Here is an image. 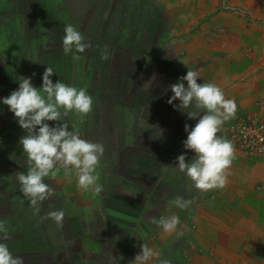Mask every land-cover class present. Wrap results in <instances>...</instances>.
I'll list each match as a JSON object with an SVG mask.
<instances>
[{
  "label": "rangeland",
  "instance_id": "1",
  "mask_svg": "<svg viewBox=\"0 0 264 264\" xmlns=\"http://www.w3.org/2000/svg\"><path fill=\"white\" fill-rule=\"evenodd\" d=\"M0 5V49H11L0 50V97L18 88L20 76L31 77L39 88L36 73L54 67L60 80L86 88L94 98L87 116L69 113L64 120L82 138L105 147L97 169L104 190L93 201L90 191L74 184L73 176L45 177L55 194L41 203L38 218L22 217L28 213L0 218L9 233L29 229L13 241L24 251L19 254L24 264H129L143 243L163 253L158 236H151L158 232L150 219L173 214L188 218L195 211L192 204L180 210L169 201L181 195L193 203L212 193L201 194L183 174L167 168L178 152L186 153V160L193 156L182 142L185 124L190 129L196 121L174 107L178 100L164 102L172 96L170 86L188 69L198 72L197 83H215L226 98L236 101L235 118L223 124L218 135L233 142L234 160L242 166L237 173L232 165L227 171L253 187L246 188V196L255 195V203L263 199V206L264 158L239 152L230 127L237 118L264 120V0H0ZM137 22L155 32L148 36ZM67 23L91 45L78 54V61L62 51ZM102 54L108 58L101 59ZM161 87L165 90L160 99L156 92ZM1 108L6 137L0 147V205L4 194L19 197L17 205L25 204L28 200L15 180L16 172L28 166L18 143L25 132L19 133L7 106ZM57 209L65 212L62 225L42 219ZM221 216L229 219L225 209ZM259 219L254 240L227 264H264V213ZM243 241L236 240V247ZM167 242L170 250L176 247L173 236ZM168 259L174 261L172 253Z\"/></svg>",
  "mask_w": 264,
  "mask_h": 264
},
{
  "label": "clouds",
  "instance_id": "2",
  "mask_svg": "<svg viewBox=\"0 0 264 264\" xmlns=\"http://www.w3.org/2000/svg\"><path fill=\"white\" fill-rule=\"evenodd\" d=\"M63 32V53L71 54L73 61L82 59L78 54L84 53L90 43L71 23L64 25ZM107 58L102 54L101 59ZM54 73L52 67H46L39 88L32 84L31 77H17L18 88L7 97H0V105L7 106L25 132L18 143L28 166L26 171L16 172L15 180L34 215L40 213L41 203L55 194V189L45 183L44 178L55 177L61 171L65 175L74 171L77 186L85 192L99 195L104 190L97 171L105 153L104 145L82 138L64 120L69 113L77 117L87 116L93 110L94 98L86 88H78L62 80L53 83L51 77ZM198 78L197 71L188 69L177 83L170 86L172 96L168 103L178 100L174 107L196 123L190 129L185 124L187 136L182 142L183 148L193 153L192 158L186 160V153H182L176 157L174 165L167 168L183 174L190 181L191 188L203 194L223 189L228 183L230 173L227 170L235 158V148L231 140L218 133L223 124L235 118L237 104L234 99L225 97L220 86L209 82L197 83ZM184 109L188 111H182ZM49 121L58 123L49 125ZM259 150L264 151V148ZM169 204L187 210L192 200L176 195ZM64 217V210L57 209L47 212L42 219H50L60 226ZM149 223L164 233L183 235L178 230L181 224L178 215L152 217ZM7 239L6 221L0 219V264H24L22 256L12 253ZM154 258L158 264H172L170 259L162 257L146 243L141 244L139 253L129 264H149Z\"/></svg>",
  "mask_w": 264,
  "mask_h": 264
},
{
  "label": "crops",
  "instance_id": "3",
  "mask_svg": "<svg viewBox=\"0 0 264 264\" xmlns=\"http://www.w3.org/2000/svg\"><path fill=\"white\" fill-rule=\"evenodd\" d=\"M44 70L45 69H42V72H44ZM36 75V78H38L37 85L39 83L42 84V74L39 75V73H36ZM60 77L59 73L56 72V74L54 73L52 75L51 79L53 83H55L57 80H60ZM1 111L2 108L0 105V147L5 144L6 137ZM259 118L264 123L262 117ZM49 122H51L49 125L55 124L53 121ZM83 124L84 123L81 125ZM18 129L19 133L23 131L19 126ZM238 164V161L233 160V173H237V169H240L242 166V164ZM229 173L230 175L233 174L231 172ZM230 175L228 176V183L223 189H213L211 195L202 201L194 200L192 208L195 209V211H193L190 216L187 215L188 218H181V224L178 226V230L183 232V235L177 236L174 233L167 234L156 225L154 226L155 233L158 232V234H153V232L150 233L151 236H158L157 241L160 243L163 253L156 249V246L150 243L147 244L160 253L162 257L166 255L168 258L169 253H172L174 259L172 264H227V259L232 255L234 256V253H243L245 251L244 248H247L246 245H248V240H254V234L256 235V229L258 228L257 224H260L259 217L263 216L264 213V204L263 206L261 205L263 199L255 203L254 198L256 196L253 194L246 196V188L249 187L240 183L241 178L239 179L238 174H234L233 177ZM56 176H73L74 184H76L77 181L74 171L68 175H65L64 172L61 171ZM252 189L253 187L248 190L252 191ZM205 194H208V192ZM93 196L95 195L91 193L92 201L94 200ZM222 209H225L229 217L228 220L221 216ZM242 211H244V214ZM249 211L253 214L258 213L256 215L257 217L249 216ZM239 233H242V235H238ZM168 236H173V239H176V247L174 249L170 250L169 248L167 242ZM244 239L246 240L243 241L244 245L242 243L240 246L236 247V240ZM139 248L140 246L137 247L138 253L140 251ZM136 255L137 253L134 254L133 259ZM149 264H158V261L154 258Z\"/></svg>",
  "mask_w": 264,
  "mask_h": 264
},
{
  "label": "built area",
  "instance_id": "4",
  "mask_svg": "<svg viewBox=\"0 0 264 264\" xmlns=\"http://www.w3.org/2000/svg\"><path fill=\"white\" fill-rule=\"evenodd\" d=\"M230 135L239 152L248 157L264 158V151L259 150L264 148V123L258 118H237L235 123L231 124Z\"/></svg>",
  "mask_w": 264,
  "mask_h": 264
},
{
  "label": "trees",
  "instance_id": "5",
  "mask_svg": "<svg viewBox=\"0 0 264 264\" xmlns=\"http://www.w3.org/2000/svg\"><path fill=\"white\" fill-rule=\"evenodd\" d=\"M0 8L3 10V7H2V5H0ZM37 15V14H36ZM34 18H36L35 16H34ZM138 23V25H143V26H145L144 24H142V23H139V22H137ZM148 36H151V34H153L154 32H155V29L150 25V26H145V28H144V30H143ZM13 35H14V37L16 36V34H15V32H13L12 33ZM3 38H4V35L2 36ZM35 45L34 46H37V44L36 43H34ZM0 50H3V51H6L7 53H9L10 51H11V49H9V48H1ZM6 53V54H7ZM163 87H161V89H162ZM164 88L162 89V90H158L157 92H156V96H158L160 99H161V97L160 96H163L164 95ZM168 100H169V97H166V99H165V101L164 102H166V104L168 103ZM151 101H152V99H151ZM154 101V100H153ZM152 101V102H153ZM177 155H179V152L177 153ZM173 184V183H172ZM1 195V194H0ZM4 196V198L2 199V202H3V204L4 205H0V207L2 208V209H4V211H5V213H2V214H0V218H3V219H7V218H10V217H13V216H15V215H18V216H20V215H22L23 213H28V215H26V216H22V217H24L25 219H29V218H38L37 216H38V214L37 215H34L33 214V210H32V208L29 206V202L28 203H19V205H17V204H15L14 202H17V201H15V199L16 198H19V197H15V199H14V197L11 195V194H4L3 195ZM14 204L16 205V207L14 206ZM16 208H18V209H20V211L19 212H17V211H15V212H11L12 210L14 211ZM41 210H43V208H41V206H40V211ZM43 213H41V215H42ZM11 215V216H10ZM30 215H33V217H31ZM3 216V217H2ZM30 216V217H29ZM30 220V219H29ZM28 220V221H29ZM28 221H24V220H22V222H28ZM82 224V222L80 221V225ZM20 225H15V224H11V226L10 227H14V228H17V227H19ZM27 230H29V229H27ZM26 229H21L20 227L17 229V230H11V232L9 233L8 232V239H7V241H6V243H8V245H9V248H10V250L12 251V253L14 254V255H19V254H23V252L24 251H22L21 250V245L20 244H18V243H14L13 241H14V239L16 240V239H18V238H21V237H23V235L22 234H24V233H29L30 231H27ZM14 235V236H12V235Z\"/></svg>",
  "mask_w": 264,
  "mask_h": 264
}]
</instances>
